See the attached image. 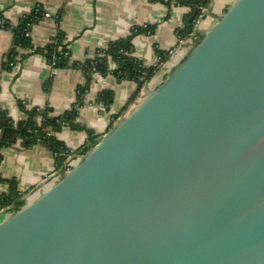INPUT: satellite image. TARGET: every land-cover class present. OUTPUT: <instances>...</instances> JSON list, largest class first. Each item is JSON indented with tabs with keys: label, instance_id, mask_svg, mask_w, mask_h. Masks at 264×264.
I'll return each mask as SVG.
<instances>
[{
	"label": "water",
	"instance_id": "95a60500",
	"mask_svg": "<svg viewBox=\"0 0 264 264\" xmlns=\"http://www.w3.org/2000/svg\"><path fill=\"white\" fill-rule=\"evenodd\" d=\"M142 93L0 220V264H264V0Z\"/></svg>",
	"mask_w": 264,
	"mask_h": 264
},
{
	"label": "crops",
	"instance_id": "0c3cea01",
	"mask_svg": "<svg viewBox=\"0 0 264 264\" xmlns=\"http://www.w3.org/2000/svg\"><path fill=\"white\" fill-rule=\"evenodd\" d=\"M234 1L211 0L205 8L207 13H202L196 25V36L210 29L217 17ZM37 6L51 17L31 27L33 46L42 48L57 33H62L71 64L93 58L98 49L110 41L127 37L135 27H150L153 34L140 33L133 37L135 57L146 66L158 62L156 50L166 53L168 58L145 88H152L163 80L192 46L190 38L180 39L177 36V32L183 28V18L188 8L173 3L167 5L154 0H0V21L9 24L7 28L0 25V112L3 111L13 124L25 118L20 104L26 109L47 108L51 111L50 116L64 114L75 104L79 88L85 85L80 69L71 67L56 70L40 52L21 51L20 54H25L23 57L20 54L15 58L10 57L12 28L22 16L28 15ZM109 67L113 69L115 64L110 63ZM136 89L134 82L118 83L110 74H94L88 91L83 95L84 102L78 108L77 123L100 139ZM103 90L111 91L114 96L107 109L96 103L97 95ZM140 96L143 97L142 90L124 114L140 102ZM55 135L73 156L87 139L86 132L71 130L66 125ZM1 153L0 175L17 182L18 190L24 192L23 200L26 195L29 196L25 202L37 197L63 172V166L58 168L54 155L42 144L27 148L20 139H16ZM6 190L7 186L0 184V192ZM4 216V210H0V220Z\"/></svg>",
	"mask_w": 264,
	"mask_h": 264
},
{
	"label": "trees",
	"instance_id": "16d2710c",
	"mask_svg": "<svg viewBox=\"0 0 264 264\" xmlns=\"http://www.w3.org/2000/svg\"><path fill=\"white\" fill-rule=\"evenodd\" d=\"M165 3L167 5L173 3L176 5L188 8L183 18V28L177 32L180 39H188L196 36L195 29L197 21L201 18L202 9L207 8L211 0H154ZM194 10L196 11L194 13ZM44 19V11L38 7L32 10L24 18H21L19 23L12 28L13 46L9 52L11 58L19 56L20 51L40 52L44 55L47 63L52 65L56 70L66 68H78L82 71L85 78V85L79 88L77 100L72 108L62 115L50 116V110L47 108L26 109L23 104L20 107L24 111L25 118L16 124L6 117L3 111L0 112V163L2 161L1 151L14 143V140L20 139L24 147H31L36 144L44 145L53 155L58 168L61 167L68 156L72 152L67 149L63 142L57 137L56 133L60 131L62 126H68L74 131H84L87 134V139L82 148L75 151L74 154L80 152L85 153L89 148L93 147L98 139L94 133L85 126L77 123L78 108L83 104V95L88 91L92 77L94 74L102 76L111 75L118 82L130 81L137 85L136 92L130 97L127 104L118 113V117L125 113L130 104H133L137 96L140 94L143 87L149 84L157 72L159 66L165 62L168 55L162 51L156 50L158 62L152 66H146L141 60L134 55L132 39L140 33L153 34L150 27L142 28L135 27L130 34L121 39L108 42L104 47L98 49L93 58L87 59L81 63H70V55L67 50V42L62 33H57L47 44L42 48H35L31 41L28 31L39 21ZM8 27V23L3 24ZM30 32V31H29ZM198 41L201 36H196ZM21 57L25 54L21 53ZM110 63H114L115 67L111 69ZM114 99L113 93L109 90L101 91L96 98V103L109 108ZM113 118L114 120L118 118ZM38 118L40 121H38ZM4 122V123H1ZM112 123V124H113ZM112 126V125H111ZM52 134L48 135L47 132ZM60 160V162H59ZM0 184L7 186V190L0 192V210L9 208L10 210H19L24 204V192L18 190L17 182L14 179H5L0 175Z\"/></svg>",
	"mask_w": 264,
	"mask_h": 264
},
{
	"label": "built area",
	"instance_id": "2783aa9c",
	"mask_svg": "<svg viewBox=\"0 0 264 264\" xmlns=\"http://www.w3.org/2000/svg\"><path fill=\"white\" fill-rule=\"evenodd\" d=\"M39 6H37V7H34L32 10H36L37 8H38ZM32 10H31V12H32ZM204 12H206V9L204 8V9H202V13H204ZM26 15H24V16H22V18H24ZM49 17H51L48 13H44V19L45 18H49ZM199 22V20L197 21V23ZM3 24H4V22L3 21H0V25L2 26V27H4L3 26ZM30 31V30H29ZM27 32L28 33V35L30 36V32ZM196 40V38H195V36H192L191 38H190V40H189V43H191L192 45L196 42L195 41ZM20 52H21V50H19ZM27 52L28 53H32V50L31 49H28L27 50ZM51 67H52V65H50ZM38 121H40V119L38 118ZM47 134L48 135H51L52 134V132L51 131H49V132H47ZM81 156V154H75L74 156L73 155H70V156H68L67 157V159L64 161V163H63V172H65V171H67L78 159H79V157ZM62 172V173H63ZM61 173V174H62ZM2 210H4V214H8L11 210L9 209V208H6V209H2ZM3 212V211H2Z\"/></svg>",
	"mask_w": 264,
	"mask_h": 264
},
{
	"label": "rangeland",
	"instance_id": "374dc122",
	"mask_svg": "<svg viewBox=\"0 0 264 264\" xmlns=\"http://www.w3.org/2000/svg\"><path fill=\"white\" fill-rule=\"evenodd\" d=\"M140 98H142V96H140ZM136 104H138V103H135L132 107H131V109H133L135 106H136ZM130 109V110H131Z\"/></svg>",
	"mask_w": 264,
	"mask_h": 264
}]
</instances>
